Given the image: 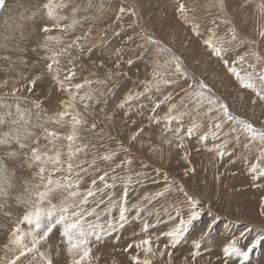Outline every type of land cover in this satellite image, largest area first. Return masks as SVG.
I'll use <instances>...</instances> for the list:
<instances>
[{
  "label": "snow or ice",
  "instance_id": "snow-or-ice-1",
  "mask_svg": "<svg viewBox=\"0 0 264 264\" xmlns=\"http://www.w3.org/2000/svg\"><path fill=\"white\" fill-rule=\"evenodd\" d=\"M218 6L221 11H226L224 0H218ZM17 7L19 11L14 22L13 40L18 41L19 45L13 43V48L30 47L35 42L37 47H43L50 53L46 57L50 61L47 70L53 74L59 90L66 93L67 98L60 101L62 110L55 111L53 115L47 113L43 101L39 99L29 108L17 102L14 111L12 105H0V264H69V261L70 264H95L94 247L109 237L118 240L119 236H113V233H119L133 220L141 222V231L145 237L128 244L124 249L125 252H130L133 247L136 249L135 254L130 255L131 264H154L157 258L162 264H173L172 250L190 240L193 251L182 260L183 264H196L197 257L213 250V244L223 226L227 227L228 233L220 245V255L216 257V262L209 259V264H253L256 251L264 255V227H258L252 222L225 221L210 201L192 194L184 184L176 180L169 181L167 174L164 175L166 183L161 189L152 196L144 197L148 204L160 199L167 203L163 209L166 219L161 217L160 212L155 213V224L163 223L165 227L155 236L148 235L153 224L143 219L142 214L151 216L152 211L139 203H129L128 200L129 186L142 184L149 178L145 171L132 167L131 147L119 141V152L105 149L103 154H94L91 160L81 159V154L87 156L88 147L81 142V130L88 123L85 114L92 103L99 104L102 101L98 99L101 93L91 88V80L72 83L76 71L69 50L79 47L81 52H90L91 46L85 49L80 41L91 35V29L59 51H54L50 44H61L63 41L47 35L53 29L75 31L80 23L76 18L81 11L80 5L70 8L68 0H19ZM6 8V0H0V10ZM62 9L71 12L70 24L63 23L69 17L61 13ZM258 9L264 15V2L258 5ZM128 11L126 7H120L116 20H120ZM177 11L185 23H191V31L195 36L201 37V25L189 21L188 9L183 3H178ZM131 15L137 16L132 24L139 25L140 19L135 9H131ZM222 23L231 25L227 19ZM211 24L213 27L208 29L209 37L203 40V45L235 78L240 89L253 93L251 104L264 106V55L249 49L234 57L230 56L235 48L226 47V44L231 45L239 39L235 25L229 28L230 38L226 40L217 36L216 29L220 24L215 19ZM33 27L36 28L35 32L32 31ZM140 31L144 32V29ZM257 31L264 40V30ZM141 39L145 44L155 46L157 54L168 55L163 63H154L150 79L141 81L143 91L128 92L118 108L124 109V114L129 115L131 102L142 98L151 101L152 95L160 93L162 99L153 102L151 111L155 113L161 105L167 106L166 111L164 115H153L150 119L156 124L164 122V132H171L176 138L175 147L185 150V161L191 163L185 140L193 137L200 145H206L211 139L214 147L209 150L215 151L221 159L231 157L237 145L248 152L257 149L255 162L250 163L248 171L253 182L264 180V127H256L249 119L235 114L225 101L214 95L212 87L203 81L191 78L192 91L183 88L181 80L187 83L190 77L182 58L167 46H162V41L151 35H142ZM132 40L130 36L128 42ZM248 43L255 44L256 41ZM136 47L143 48L144 45L138 44ZM64 54L69 55L68 64L73 66L65 71L61 79L60 57ZM115 54L120 57L124 53L122 49H116ZM249 56L253 57L254 62H248ZM140 58L137 54L135 59ZM135 59L130 57L124 63L131 68ZM245 63L247 69L239 71L236 65L243 68ZM169 64L172 65L171 69ZM104 66L103 62L99 64V67ZM113 68L115 72L109 68L106 79L97 81L101 84L111 82L108 92L117 87L113 77L128 76L121 69L119 60L113 64ZM41 79L42 75H38L29 80L28 90L31 91ZM170 87H180L184 93L179 97L180 107L171 102V92L163 91ZM81 90H84L82 95ZM17 91L19 89H15L14 93ZM77 101L82 105L83 112ZM138 107L143 108L144 104L140 103ZM185 118L189 121L186 128ZM130 122L136 123L135 120ZM173 122L175 127H172ZM49 125L67 128L68 131L50 129ZM96 127L95 123L91 124L92 130ZM143 132V127L138 128L128 138V144L137 142ZM164 140L169 145L173 144V140L166 136ZM230 144L233 146L231 150ZM242 158L248 160L247 155ZM102 163L106 167H101ZM142 168L147 169L148 165L144 164ZM90 170L99 175L91 179L90 187L81 190L82 173L87 174ZM154 171L159 172V169ZM190 173H195V169L186 167L183 175ZM97 180L103 185L102 188L97 186ZM118 182L123 185L122 195L114 198V195L109 194L105 201L104 190L114 189ZM255 186L264 187V184L256 183ZM101 205H104L103 209H100ZM257 213L264 217V200L258 204ZM162 238L164 243L161 246ZM165 256L167 260H164Z\"/></svg>",
  "mask_w": 264,
  "mask_h": 264
},
{
  "label": "rangeland",
  "instance_id": "rangeland-1",
  "mask_svg": "<svg viewBox=\"0 0 264 264\" xmlns=\"http://www.w3.org/2000/svg\"><path fill=\"white\" fill-rule=\"evenodd\" d=\"M68 2L70 8L73 5H80L81 11L76 16L80 23L76 26L75 31L62 32L59 29H53L47 35L58 37L63 43L52 42L50 47L54 51H59L60 48L75 40L77 36L83 37L91 29V35L86 40L80 41L85 49L91 46L90 52H81L79 47H73L69 50L76 71L72 83L91 80L93 82L91 88L101 93L98 99L102 101L99 104L92 103L85 114L88 123L81 130V142L88 147L87 156L81 154V159L91 160L94 154H103L105 149H115L119 152V141H124L126 147H131L132 167L136 170L145 171L149 178L145 179L142 184L129 186L128 200L129 203H139L141 206H145L147 210L152 211L153 215L151 216L147 213L142 214L143 219L153 224L148 235L155 236L160 229L165 227L163 223L155 224V213L160 212L161 217L166 219L163 209L167 207V203L163 199L154 200L150 204L144 200L145 196L154 195L166 183L165 174L168 175L169 181L176 180L184 184L186 190L192 194L210 201L214 210L218 211L225 221L252 222L258 227H264V217H260L257 213L258 204L264 200V187L255 186L256 183L264 184V180L253 182L251 173L248 171L250 163L255 162L257 149L248 152V150L237 145L231 157L225 156L221 159L215 151L209 150L214 147V142L211 139L206 145H200L193 137L191 140H185L186 151L191 161L189 164L183 159L185 150L175 147L176 138L171 132H164V122L161 121L160 124H156L150 119L153 115L162 116L166 111V105H161L155 113L151 111L153 102L162 99L160 93L152 95L151 101L142 98L140 101L131 102L129 115L124 114V109L118 108V104L123 102L128 92L143 91L141 81L150 79L154 63L157 61L163 63L168 55L167 53L157 54L155 46L145 44L141 36L147 34L162 41V46H167L175 55L182 58L190 77L187 83L181 80L183 88L188 89L189 92L192 91L191 78L196 81H203L212 87L214 95L225 101L235 114L249 119L256 127H264V106L252 105L253 93L249 90L240 89L235 78L216 57L210 55L209 50L203 45V40L209 37L208 29L213 27L211 21L215 19L220 24V27L216 29L218 37L229 39V28L231 25L236 27L238 41H233L231 45L226 44V47L235 48V51L229 54L230 56L234 57L249 49L259 51L264 55V40L259 37L257 31L258 29L264 30V15H261L258 9V5L264 0H224L226 11L220 10L218 0H68ZM6 3L7 8L0 10V105H12L14 111L17 102L22 107L27 108L28 105L23 104V99L32 104L37 99L40 101H43V98L47 99L49 93H52V87L55 86H49L48 83L49 78L53 76L47 70V64L50 61L46 57L50 53L46 52L43 47H37L35 42L30 47L17 46L13 48V43L19 45L18 41L13 40V27L19 11L17 7L19 0H6ZM178 3H183L188 9L187 15L190 22L201 25V37H196L191 31V23H185L181 18L177 11ZM120 7H126L129 11L120 20H116ZM131 9H135L138 15L139 25L132 24L137 16L131 15ZM60 11L69 17L63 23L70 24L71 12L68 9ZM224 19L231 21V25L222 23ZM141 28L144 29V32L140 31ZM32 31L35 32L36 28L33 27ZM130 36L133 37V40L128 42ZM6 37L8 39H5ZM240 41L245 43L239 44ZM249 41H256V43L251 44L248 43ZM138 44L144 45V47H136ZM116 49H122L124 54L117 57ZM137 54L141 56L140 59H135ZM130 57L135 59V64L131 68L124 63ZM69 58L68 54L60 57L61 79H63L65 71L73 66L68 64ZM118 60L121 63V69L126 71L128 76L127 78L113 77L117 87L112 92H108V89L111 88V82L101 84L97 81L106 79L109 68L115 72L116 69L113 68V64ZM247 60L254 62L251 56L247 57ZM101 62L104 63V67H99ZM236 66L241 72L247 69L246 63L243 68L240 65ZM168 67L171 69L172 65L169 64ZM13 72L19 78L15 82L10 76ZM38 75H42L43 79L37 81V85L29 91V80ZM15 89H19V91L14 93ZM53 91L52 103L45 105V110L49 115V105L59 104L62 99L67 98L66 93L60 90V93ZM83 91L81 90V95ZM163 91L165 93L171 92L173 96L171 102L177 103L180 107L179 97L184 95L180 91V87H170ZM38 93H42L41 97L32 100L33 95L35 97L37 96L35 94ZM140 103L144 104L143 108L138 107ZM77 105L83 112V107L79 101H77ZM127 107L128 105H126ZM50 111L54 114L52 109ZM131 120H135L136 123L131 124ZM92 123L97 126L95 130L91 129ZM184 123L186 128L189 124L188 118H185ZM175 126L176 124L173 122L172 127ZM49 127L60 132L68 131L67 128H56L55 125H49ZM140 127L144 128V132L137 138V142L129 145L128 138ZM165 136L173 140L172 145L165 142ZM219 142L216 141L215 143ZM232 147L230 144L229 150ZM244 155L248 156L247 161L242 158ZM121 156H123L122 152ZM144 164L148 165L147 169L142 168ZM101 167H106V165L102 163ZM186 167L194 168L195 173L184 176L183 172ZM154 169H159V172L154 171ZM121 174L126 175L127 173ZM98 175L99 173L91 170L87 174L82 173L81 190L86 186L90 187L91 179ZM97 186L103 187L99 180H97ZM122 193L123 185L118 182L114 189H105L103 195L107 201L109 194L114 195V198H119ZM97 199H99V194ZM103 208L104 205H101L100 209ZM129 226L134 228H132L133 231ZM140 226V221H130L123 229L124 232L113 233V236L118 235L121 238L127 236V240L123 239L120 242L121 240L117 241V239H110L109 237L94 247L95 264H131L130 255L135 254L136 249L133 247L130 252H125L124 249L128 244L145 237ZM227 233V227L223 226L213 244V250L204 252L202 256L197 257L196 264H209V259L216 262V257L220 255V245ZM108 243L111 248L107 249ZM160 243L162 246L163 238ZM111 249H115L114 251H118L121 255L125 253V262L119 259V254L117 259L112 257ZM191 251H193L191 240L182 247L172 250L173 264H183L182 258ZM141 255L143 254L141 253ZM164 260H167V256ZM154 264H162V261L157 258L154 260ZM253 264H264V255L260 251H256Z\"/></svg>",
  "mask_w": 264,
  "mask_h": 264
},
{
  "label": "bare ground",
  "instance_id": "bare-ground-1",
  "mask_svg": "<svg viewBox=\"0 0 264 264\" xmlns=\"http://www.w3.org/2000/svg\"><path fill=\"white\" fill-rule=\"evenodd\" d=\"M62 66V65H61ZM10 76H12V79H13V81L15 82V81H17L19 78L16 76V74L13 72V73H11V75ZM25 76V75H24ZM23 79V78H22ZM49 86H55V87H52V89L53 90H55L57 93L59 92L60 93V91H59V89H58V85H57V83L54 81V79H53V76H52V78H49ZM52 90V93H49L50 95H49V97L47 98V99H45V98H43V107L45 108V105H47V104H51L52 103V98L54 97V91ZM42 94V93H41ZM41 94L40 93H38V94H35V95H37V96H35L34 97V95H33V98H32V100H34V98H36V97H38V98H40L41 97ZM45 95V94H44ZM23 99V98H22ZM33 102V101H32ZM23 104H27L28 106H27V108H29V107H32V103H30V101L27 103L24 99H23ZM53 110L54 112L55 111H58V110H61V107H60V102H59V104H56V105H53V106H48V111H49V113H50V115H53V113H51V111L50 110ZM159 189V188H158ZM134 224V223H133ZM128 225V224H127ZM135 225V224H134ZM133 226V225H132ZM137 226V225H136ZM130 227V226H129ZM131 228V227H130ZM133 228V227H132ZM131 228V229H132ZM140 228H141V226H140ZM134 229V228H133ZM133 229H132V231H133ZM121 231H123V230H121ZM139 231V230H138ZM137 231V232H138ZM124 232V231H123ZM126 232V231H125ZM121 235H122V233H121ZM137 235V234H136ZM126 237L127 236H125L124 238H121V237H119V239L117 240V241H120V242H122L123 241V239L124 240H127L126 239ZM133 237H135L134 235H133ZM139 238V237H138ZM110 239H113V238H110ZM132 239V238H131ZM109 241H111V242H115L114 240L112 241V240H109ZM108 241V242H109ZM111 242H109V243H111ZM107 243V242H106ZM107 244V249L108 248H111V245L110 244ZM121 247V246H120ZM97 250V249H96ZM115 250V249H114ZM114 250H110V252H111V256L112 257H114V258H116L117 256H119L120 255V257H119V259H121L122 261H124L125 262V257H126V255L124 256V254L125 253H123V255H121V253L119 254V252L118 251H114ZM119 250H121V249H119ZM122 252V251H121ZM114 254V255H113ZM119 254V255H118ZM117 259V258H116ZM123 263V262H122Z\"/></svg>",
  "mask_w": 264,
  "mask_h": 264
}]
</instances>
